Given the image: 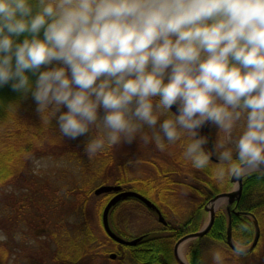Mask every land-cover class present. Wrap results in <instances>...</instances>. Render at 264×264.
I'll return each mask as SVG.
<instances>
[{"label": "clouds", "instance_id": "clouds-1", "mask_svg": "<svg viewBox=\"0 0 264 264\" xmlns=\"http://www.w3.org/2000/svg\"><path fill=\"white\" fill-rule=\"evenodd\" d=\"M6 86L62 139L88 137L89 159L147 127L160 151L182 141L196 170L215 155L218 181L264 177V0H0ZM247 227L234 229V255ZM210 254L225 264L220 248Z\"/></svg>", "mask_w": 264, "mask_h": 264}, {"label": "trees", "instance_id": "trees-1", "mask_svg": "<svg viewBox=\"0 0 264 264\" xmlns=\"http://www.w3.org/2000/svg\"><path fill=\"white\" fill-rule=\"evenodd\" d=\"M23 39L21 36L18 42ZM10 103L19 104L18 110L9 111ZM101 134L93 126L90 135L95 138ZM87 139H62L55 121L50 124L40 118L31 97L23 99L10 86L0 88V203L5 208L0 213V264H85L87 258L111 259V253L117 255L119 263L130 259L133 264H179L175 245L184 235L202 227L204 208L213 196L208 189L214 194L228 191L230 179L216 180L211 166L196 170L190 161L182 159L184 149L181 154L166 153L162 163L143 160L152 164L155 173L140 176L132 170L131 155L126 159L116 155V145L107 154L89 159L84 151ZM174 145L182 146V141ZM48 156L63 157L78 166L81 175L72 186L56 187L52 180H38L32 163ZM216 164L211 161V165ZM104 184L120 185L123 190L149 198L161 210L167 225L159 223L157 215L141 202L123 201L110 212L113 230L133 238L121 232L114 221L117 210L126 206L144 209L154 226L140 234L144 238L136 246L116 243L103 225V211L115 193L94 194ZM233 208L241 213L231 211L232 238L234 229L246 224L247 230L239 234V239L244 247L251 245L255 217L261 229L257 247L248 254H233L227 245L228 213L223 208L208 234L188 247L190 264H205V251L213 248H223L221 251L236 264H264V177L245 178L241 199ZM38 249L41 255L37 258Z\"/></svg>", "mask_w": 264, "mask_h": 264}, {"label": "rangeland", "instance_id": "rangeland-1", "mask_svg": "<svg viewBox=\"0 0 264 264\" xmlns=\"http://www.w3.org/2000/svg\"><path fill=\"white\" fill-rule=\"evenodd\" d=\"M167 114H160V119H165ZM104 133V129L101 125L99 129ZM218 131V130H217ZM240 129H237L234 132V136L239 134ZM217 133V132H216ZM216 135V134H215ZM216 140L220 137L218 133L216 135ZM147 137V139H145ZM230 146V145H229ZM167 150V149H166ZM166 150L162 153L157 147L154 140L151 139V132L147 127H145L141 132L136 134V140L132 144H126L123 142V139L120 143L116 145V155L119 156L120 159L131 158L133 160L131 167L135 174L140 176L145 175H152L155 173V168H153L152 164L148 161L143 160H156L160 163L163 162L166 156ZM174 152V153H173ZM170 152L168 155H176V151ZM178 152V151H177ZM119 159V160H120ZM218 163V162H216ZM210 166L213 168L215 165ZM32 170L38 177V180L41 182L43 180H52L53 186L56 187H66L72 186L77 177L81 174L78 170V166L63 157L54 158V157H42L36 159L32 163ZM57 181V184L55 182ZM8 195V194H5ZM95 204V202H93ZM3 203H0V213H2ZM93 204V205H94ZM227 203H224L219 208H224ZM138 206V205H137ZM5 209V208H4ZM3 209V210H4ZM90 210L93 211V206L90 207ZM114 221L117 225V228L121 230V232L125 233L128 236L136 237L145 230L149 229L150 227L154 226L153 222L150 220V216L146 214L145 210L137 207H129L126 206L124 208H119L115 214ZM207 216V217H206ZM205 216V221L208 220V215ZM0 235H2L0 233ZM192 242H187L180 246L179 252H183L184 256L186 254V250ZM114 245V244H113ZM223 249V248H221ZM211 249L205 251V261L209 264V261L212 262L211 257ZM45 254H49L48 252H44ZM234 259H229L228 256L225 254V264H236ZM241 262V261H240ZM86 263V262H85ZM247 263V260L244 262ZM99 264H133L130 259L125 263H119L117 259L112 260L108 257L102 261L99 260Z\"/></svg>", "mask_w": 264, "mask_h": 264}, {"label": "water", "instance_id": "water-1", "mask_svg": "<svg viewBox=\"0 0 264 264\" xmlns=\"http://www.w3.org/2000/svg\"><path fill=\"white\" fill-rule=\"evenodd\" d=\"M173 111H175V107L173 108ZM234 180H237L233 178ZM243 180L244 178H241L237 180L238 186L234 187L231 191L220 193L217 195H214L212 191L210 193L214 195L212 199L209 201L208 205L205 207V210L209 213V219L208 222L199 230L198 232L188 234L184 236L182 239H180L177 244L175 245V257L179 264H189L186 258H181L179 255V247L182 243L187 241H192L195 239H199L204 237L212 228L215 216L217 213V210L219 206L224 203L225 201H228L229 205L234 204L235 202L239 201L243 192ZM112 192H118L106 205L104 211H103V225L106 233L110 238L115 240L116 242L126 245V246H136L142 239L143 236L134 238V239H125L118 234H116L110 227L109 222V215L113 207H115L119 202L129 199V198H135L140 200L143 204H145L149 209L153 210L157 213L159 222L166 225L167 222L162 215L159 208L147 197L143 196L142 194L136 192V191H122V187L119 185H101L95 190V195L100 196L102 194L112 193ZM230 208L228 207V211ZM254 225H255V238L253 243L250 247L244 248V251L242 254H247L255 249V247L258 245L260 240V227L257 219L254 218ZM227 243L228 245L233 249V240H232V222L231 218L229 219L228 229H227ZM115 254H111V258H115Z\"/></svg>", "mask_w": 264, "mask_h": 264}, {"label": "flooded vegetation", "instance_id": "flooded-vegetation-1", "mask_svg": "<svg viewBox=\"0 0 264 264\" xmlns=\"http://www.w3.org/2000/svg\"><path fill=\"white\" fill-rule=\"evenodd\" d=\"M167 118V117H166ZM218 133V131H217V129L214 127V126H212V125H206L202 130H201V134L202 135H206V136H208L209 137V143H208V145H206V147H205V150L206 151H212L213 150V147H214V144L217 142V140H216V135H217V133ZM216 134V135H215ZM167 149V150H166ZM165 150H166V152L169 154L170 152H173L174 150H176V149H179L178 150V152H176V154H178V153H180L181 154V151H183V146H180V145H174V144H171V145H168V147L166 148ZM174 153V152H173ZM212 161H214V162H218L217 161V158H216V156L215 155H213L212 156V159H211ZM230 185H231V187H235V182H233L232 181V178L230 179ZM114 196V195H113ZM53 244H55V242L53 243ZM55 246V245H54ZM35 251H37L35 254H36V257L38 258L39 257V255H41V254H39V249L38 250H35ZM43 255H47V254H45V253H43ZM42 261H45V260H42ZM85 264H99V256L98 257H95V258H93L91 261L87 258L86 259V263Z\"/></svg>", "mask_w": 264, "mask_h": 264}, {"label": "bare ground", "instance_id": "bare-ground-1", "mask_svg": "<svg viewBox=\"0 0 264 264\" xmlns=\"http://www.w3.org/2000/svg\"><path fill=\"white\" fill-rule=\"evenodd\" d=\"M140 237V236H139ZM185 243H187V242H185ZM185 243H183V244H185ZM182 245V244H181ZM179 254H180V257L181 258H184V254H183V252H182V250H181V252H179ZM116 255V254H115ZM117 256V255H116Z\"/></svg>", "mask_w": 264, "mask_h": 264}]
</instances>
